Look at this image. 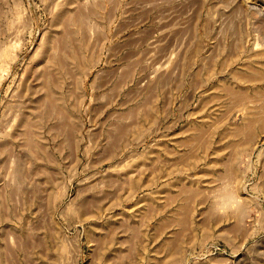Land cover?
Instances as JSON below:
<instances>
[{
	"label": "rangeland",
	"instance_id": "1",
	"mask_svg": "<svg viewBox=\"0 0 264 264\" xmlns=\"http://www.w3.org/2000/svg\"><path fill=\"white\" fill-rule=\"evenodd\" d=\"M0 264H264V0H0Z\"/></svg>",
	"mask_w": 264,
	"mask_h": 264
}]
</instances>
